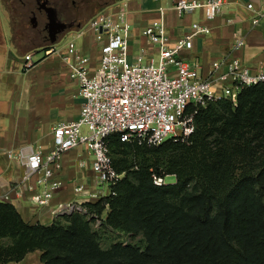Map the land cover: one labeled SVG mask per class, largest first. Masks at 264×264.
Segmentation results:
<instances>
[{"label": "trees", "instance_id": "1", "mask_svg": "<svg viewBox=\"0 0 264 264\" xmlns=\"http://www.w3.org/2000/svg\"><path fill=\"white\" fill-rule=\"evenodd\" d=\"M195 123L189 141L109 138L125 176L114 195L84 207L106 211L104 225L127 240L104 247L80 212L43 225L0 201V264L36 250L43 264H264V84L244 89L237 105L198 106ZM152 170L176 182L157 187Z\"/></svg>", "mask_w": 264, "mask_h": 264}, {"label": "built area", "instance_id": "2", "mask_svg": "<svg viewBox=\"0 0 264 264\" xmlns=\"http://www.w3.org/2000/svg\"><path fill=\"white\" fill-rule=\"evenodd\" d=\"M115 4L84 25L103 42L97 69L91 68L90 58L81 54L74 42L69 43L70 77L77 83L82 99L79 117L58 123L49 154L33 147L6 151V157L23 169L16 190L20 196L28 194L34 210L50 211V225L60 216L86 211V203L115 194V187L125 173L114 167L110 137L117 135L122 142L150 147L169 139L189 141L196 130L198 106L220 100L237 105L244 89L264 84V71H252L237 57L214 61L209 75L202 76L197 67H192L179 54L193 47L194 37L209 34L211 29L196 22L191 32L170 48L163 10L161 19L143 30L144 36L159 45V58L148 60L142 50L132 60L128 3L124 0L116 7ZM224 4L225 0H177L173 8L178 16L203 10L206 19L213 20ZM248 8H254L253 4H248ZM245 44L243 38H238L232 49L237 52ZM24 59L25 68H30L32 54H26ZM171 67L175 68L174 72ZM75 149H80V168H89L91 174L78 173L68 181L60 179L57 175L63 170V158ZM168 177L171 176L152 171L157 187L170 183ZM70 186L74 197L54 203L58 193Z\"/></svg>", "mask_w": 264, "mask_h": 264}, {"label": "crops", "instance_id": "3", "mask_svg": "<svg viewBox=\"0 0 264 264\" xmlns=\"http://www.w3.org/2000/svg\"><path fill=\"white\" fill-rule=\"evenodd\" d=\"M125 1L128 3L127 19L132 25V60L142 50L148 60L159 58V45L144 36L143 30L160 20L163 10L170 48L188 35L196 22L211 29L209 34L194 37L193 47L179 54L192 67H197L202 76L209 75L214 61L233 57L240 58L254 72L264 71V0H225L221 12L213 20L206 19L203 10L178 16L173 8L177 0ZM248 4H253L254 8H248ZM255 19L258 23H254ZM238 38H243L246 44L234 52L232 47ZM71 42L81 54L90 58L91 68L97 69L103 42L98 40L96 32L84 25L49 47L29 52L33 61L30 68L24 66L26 54L12 38L10 43L6 42L0 28V201L13 204L24 220L31 223L50 225V211L38 212L32 208L28 194L20 196L16 185L23 169L6 157V151L33 147L49 154L58 123L79 117L82 99L77 83L70 77L72 56L68 48ZM39 52L37 60L34 56ZM171 71L175 68L171 67ZM79 154L80 149H75L64 156L63 170L57 175L60 179L68 181L78 173L91 174L89 168H80ZM73 197L70 186L60 191L53 202ZM5 264H43L41 251L30 252L20 261Z\"/></svg>", "mask_w": 264, "mask_h": 264}, {"label": "flooded vegetation", "instance_id": "4", "mask_svg": "<svg viewBox=\"0 0 264 264\" xmlns=\"http://www.w3.org/2000/svg\"><path fill=\"white\" fill-rule=\"evenodd\" d=\"M112 0H16L18 27L28 44L49 47L84 25L88 15L108 8ZM12 28V27H11Z\"/></svg>", "mask_w": 264, "mask_h": 264}, {"label": "rangeland", "instance_id": "5", "mask_svg": "<svg viewBox=\"0 0 264 264\" xmlns=\"http://www.w3.org/2000/svg\"><path fill=\"white\" fill-rule=\"evenodd\" d=\"M15 1L16 0H0V28L3 33V36L6 39V42L10 43L11 38H12L15 45L22 51L23 54L34 52L38 49H43V47L28 44L25 41V38L21 36L23 34L22 29L17 26L18 25L17 15H19L20 13V8L19 6L16 5ZM120 1L121 0H112L111 3L115 2L116 4L114 6L116 7ZM103 9L104 8L97 9L96 11L88 15L84 21V25L87 24L92 17H94L97 13H99ZM40 55H41V52L35 53V56H34L35 59L38 60ZM167 180L170 183L176 182L174 176L168 177ZM85 209L86 211L83 210L82 212L81 211H76V212H80L81 214H83L86 217V219L91 222L92 228L95 231H97L100 235H102L101 244L104 247L108 246L112 241L113 242L119 241V240L125 241L128 239V236H125V235H132L130 233H123V232L115 231L111 228L106 227L104 225V222L106 219L105 213H103L101 217H98L96 214L88 213V208L85 207ZM69 215L60 216L58 218V221L63 225L67 224V220L65 216H69ZM2 242H4V240L0 238V243Z\"/></svg>", "mask_w": 264, "mask_h": 264}, {"label": "water", "instance_id": "6", "mask_svg": "<svg viewBox=\"0 0 264 264\" xmlns=\"http://www.w3.org/2000/svg\"><path fill=\"white\" fill-rule=\"evenodd\" d=\"M56 43V41H53L52 44Z\"/></svg>", "mask_w": 264, "mask_h": 264}]
</instances>
